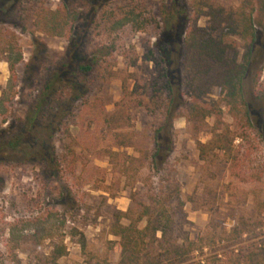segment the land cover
<instances>
[{"label":"trees","instance_id":"1","mask_svg":"<svg viewBox=\"0 0 264 264\" xmlns=\"http://www.w3.org/2000/svg\"><path fill=\"white\" fill-rule=\"evenodd\" d=\"M60 1L62 10L45 14L39 21L48 36L70 38L76 29L69 39L71 59L46 80L26 111L25 130L6 146L24 148L29 162L49 168L52 176L61 173L70 183L78 178L77 167H96L93 162L103 160L123 179L124 187L133 192L129 208L116 211L109 223L108 233L115 240L107 242V251L117 255L115 264H201L191 262V255L210 246L214 252L230 248L214 255L222 256L225 264H264V223L255 229L239 218L217 245L208 232L195 241L187 238L183 231L186 203L171 157L173 121L183 117L201 163L200 178L213 179L211 167L222 165L238 185L259 184L264 179V141L244 91L257 41L253 0H242L234 10L214 0H167L168 5L155 13L136 0H82L87 9L83 17L69 13L64 0ZM201 19L206 20L204 27L198 25ZM144 32L157 41L152 46L148 43L140 57L131 39ZM9 34L0 29V62L8 71L0 91L3 124L11 118L17 69L23 60L13 38L6 39ZM138 61L153 66L152 76L142 84L135 73L127 72ZM116 79L121 97L106 112L98 95ZM258 79L259 75L252 87ZM214 90L216 100H208ZM92 109L96 113L88 117ZM135 110L147 118L139 133L132 129ZM85 122L86 135L94 141L91 153L85 152L87 144L78 133ZM43 128L47 136L41 139L38 133ZM206 128L211 137L202 143L198 136ZM61 188L60 195L75 200L72 188ZM188 202L195 211L204 208L192 197ZM55 214L45 210L31 220L9 223L1 262L19 264L18 254L33 255L49 241V255L35 254L27 264H58L66 248L56 241ZM244 241L252 242L238 246Z\"/></svg>","mask_w":264,"mask_h":264},{"label":"rangeland","instance_id":"2","mask_svg":"<svg viewBox=\"0 0 264 264\" xmlns=\"http://www.w3.org/2000/svg\"><path fill=\"white\" fill-rule=\"evenodd\" d=\"M242 0H214L227 10L238 8ZM69 13H82L86 16L82 0H64ZM138 5L150 11L160 6H167V0H136ZM184 3V0H183ZM254 30L257 41L253 45L252 60L245 77V98L250 105L251 118L264 141V115L262 103L264 99V0H253ZM60 0H0V29L7 30L22 54V64L17 69L18 83L16 96L11 109V118L7 123L0 122V257L4 252L3 242L8 237V224L14 221L33 219L45 210H53L57 216L56 241L66 248V256L58 260V264H115L117 255L107 251V242L115 238L109 235V223L116 211L125 212L130 206L129 195L133 192L124 187V181L110 171L106 161H94L96 167H77L78 177L71 183L62 174L52 176L50 169L38 163L29 162L24 156V148L13 150L7 142L15 139L25 130L26 111L37 100V96L46 80L62 64L71 59V43L74 33L68 37L48 36L41 31L40 19L48 13L62 10ZM79 21L74 24L77 27ZM200 27L206 25V20L198 22ZM157 37L150 32L135 33L131 39L135 52L142 56L148 43L152 46ZM161 45V44H160ZM243 50L240 48V53ZM153 66L138 61L128 73H135L140 84L152 76ZM259 75L258 83L252 87L253 81ZM8 78L7 65L0 62V91ZM104 109L109 112L113 104L121 97L120 81L113 80L99 95ZM208 100L215 101V90ZM91 110L88 117L95 115ZM146 116L139 110L132 112V126L135 132H140L146 123ZM225 123H230L224 117ZM212 125V120H207ZM93 126H91L92 128ZM86 122L78 133L80 139L87 144L86 153L94 149V141L87 136ZM41 139L46 138V130L38 133ZM211 137L209 128L198 136L202 143ZM175 179L181 187V199L186 203L183 212L187 224L183 231L190 241L205 232L216 241L223 239L241 218L253 228H259V222L264 223V179L259 184L238 185L226 172V167H211L213 179L200 178V165L197 159L195 142L188 134L183 117L173 121ZM237 142H235L236 144ZM85 145V144H84ZM85 147V146H84ZM83 153V151H81ZM84 152V153H85ZM131 154V151H128ZM63 177V178H61ZM61 178V179H60ZM66 180V181H65ZM72 188L76 194L75 200L62 194L60 188ZM67 187V188H66ZM62 189V188H61ZM63 191V190H62ZM73 194V192L71 193ZM192 197L199 210H193L188 199ZM63 222V224H61ZM123 225L127 221L121 220ZM258 225V226H257ZM245 239V236L243 237ZM252 241H244L243 246ZM52 249L49 241H45L40 250L33 255L47 256ZM230 248L214 252L213 247L203 249L191 255V262L201 264H225L222 256ZM33 255L18 254L19 264H27ZM0 260V264H2ZM6 264V263H3Z\"/></svg>","mask_w":264,"mask_h":264}]
</instances>
